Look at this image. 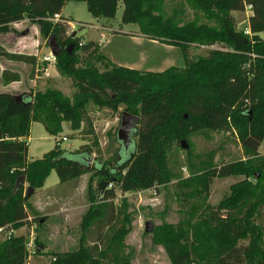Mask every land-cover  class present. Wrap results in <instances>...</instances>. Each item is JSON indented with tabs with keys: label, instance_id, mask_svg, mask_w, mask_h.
I'll use <instances>...</instances> for the list:
<instances>
[{
	"label": "trees",
	"instance_id": "16d2710c",
	"mask_svg": "<svg viewBox=\"0 0 264 264\" xmlns=\"http://www.w3.org/2000/svg\"><path fill=\"white\" fill-rule=\"evenodd\" d=\"M66 1L0 0V33L28 19L45 39L54 35L61 48L55 69L75 86L72 97L49 88L28 99L0 91V233L13 230L0 239V264H23L27 258L29 228L42 218L29 197L43 186L52 168L60 181L90 172V199L94 176L97 184L106 181L112 186L84 212L78 246L53 252L50 264H132L124 251L128 214L121 204H114V187L122 192L142 190L174 178L186 203L192 197L205 202L200 209L191 202L177 223L152 229L154 241L164 246L172 264H264V154L259 152L264 140V0H73L85 2L98 19H112L121 2L122 23L136 24L149 39L180 47L185 67L162 72L116 65L98 43L72 37L66 21H52ZM248 6L252 14L247 27L241 28L234 13L243 14ZM188 8L193 9L192 17ZM192 46L214 48L192 58ZM0 57L33 69L36 65L35 56L11 53L2 46ZM1 79L6 85L20 81V75L4 70ZM90 103L114 111L122 106L138 115L135 150L125 160L119 155L114 163L91 164L90 146L81 144L72 151L73 159L56 144L62 122L78 129ZM34 121L56 138L42 156L28 159L27 138ZM214 132L233 135L246 157L217 163V150L210 149L205 157L197 155L189 176L183 178L170 165L173 144L195 133L212 138ZM240 175L244 177L216 204L207 202L215 177ZM29 188L33 190L27 195ZM23 225L26 232L14 236ZM34 242V252L42 253L38 246L44 243L37 237Z\"/></svg>",
	"mask_w": 264,
	"mask_h": 264
},
{
	"label": "rangeland",
	"instance_id": "374dc122",
	"mask_svg": "<svg viewBox=\"0 0 264 264\" xmlns=\"http://www.w3.org/2000/svg\"><path fill=\"white\" fill-rule=\"evenodd\" d=\"M171 2L167 1V4H171ZM122 10L123 4L120 2L115 16L112 19H98L89 13L85 2L69 0L65 2L61 13L65 19H69L72 23V29L69 27L67 32L69 34L76 32V36L84 39V41L100 39L101 30L97 29L100 24L107 25L117 31L106 32L107 37L102 38V43L106 47L104 51L108 50V53L112 55V59L116 64L148 72H162L172 66L179 68L185 67L183 54L178 46L152 40L139 33V38L144 39V42L130 40L131 36L126 35L125 32L132 29H136V32H139L138 27L136 24H124L121 22ZM188 12L192 17L193 9L188 8ZM245 17V14H238L237 21L241 28H243L242 22ZM8 36L10 37L12 35ZM47 39L48 37L45 39L40 35L39 46H47ZM6 40L9 41V38H6ZM23 46L25 45L23 44ZM211 48H214V46H192L191 57L195 58V56L204 55ZM47 53H49V49L45 47L43 54ZM43 54H38V57L41 59ZM40 59L38 61V71L35 72L30 66L26 67V69L20 70L22 80L19 83L12 87H7L6 85H2L0 81V89H4L2 91H7V93L13 96L21 95L25 99L29 98V94L33 95L37 91H44L48 88L57 89L64 96L72 97L75 92V86L72 80L62 77L57 73L54 66L55 60L51 63H42ZM122 110V106H119L118 111H114L110 108H101L90 103L87 105L85 116L78 129H72L70 122L64 120L62 122V131L57 135V138L60 139V147L65 149L66 156L68 158H76V155L72 151L77 149L81 144H86L91 149V164L97 161H110V163H114L120 154V143L116 139V128L119 124V117ZM212 135V138H208L202 133H195L188 140L183 138L188 148H184L182 142L173 144L170 165L183 178L189 176V165L196 163L197 155L202 153L205 157L210 149L217 150L215 157L217 163L226 162L234 158L246 157L241 143L233 135L224 132H214ZM63 136L67 138L61 139ZM130 137V144L122 152L121 160L128 158L135 150L136 136L131 134ZM55 138L56 136L46 132L41 122L34 121L30 128L29 137L27 138L28 158L40 157L44 152L51 149L55 144ZM259 151L264 152V140L259 147ZM90 175V172H86L72 179L60 181L55 169L52 168L43 186L37 188L36 195L32 196L36 189L30 195V197L32 196L31 200H34L38 195V197L42 198V203L45 202L48 195L52 194L60 195L59 198L61 200L70 201L69 206L71 205V212L69 213L71 220L69 222L68 232L72 240L70 239L66 244L69 250L77 246L78 238L81 234L80 221L84 212L90 204H94L99 200L101 201L100 197L105 187L112 186V184L109 185L106 182V185L99 191L98 180L94 176L90 190L94 196L93 199H90L88 192V178ZM243 177L242 175L224 178L215 177L207 202L216 204L230 190L231 184ZM177 181L178 179L174 178L170 183L159 185L155 188L130 190L126 192H122L117 187H114V204H121L124 213L128 214L129 232L125 236L124 251L129 255L132 264H172L164 246L154 241L152 229L164 222L177 223L187 215V212L191 209V202L192 204L196 203L199 209L203 207L205 201L197 197L190 198L189 202L186 203L185 198L179 193ZM30 197L29 202L31 207L39 211L31 203ZM54 206L58 205L54 204ZM51 209L52 205L47 206L46 210ZM80 212L82 213L80 214ZM40 216L43 218V215ZM148 221L153 223L150 229L151 231L149 230L150 232L146 231V223ZM45 224L41 223L40 220L32 222L29 230L33 234V248L29 252L34 251L36 245L34 238L37 237L42 242L45 241L48 243L44 253L50 259L52 250H56L58 246L56 245L57 241L52 240L51 237V240L47 241L50 230ZM5 234L6 232L0 233V239Z\"/></svg>",
	"mask_w": 264,
	"mask_h": 264
},
{
	"label": "crops",
	"instance_id": "0c3cea01",
	"mask_svg": "<svg viewBox=\"0 0 264 264\" xmlns=\"http://www.w3.org/2000/svg\"><path fill=\"white\" fill-rule=\"evenodd\" d=\"M234 14L237 18L239 13H234ZM243 14L246 15V17L243 18V22H242L243 27H247L248 19H249V16L252 14V10L249 8H246L245 13H243ZM59 17H60L61 21H63V22L66 21L68 28L72 27L71 21H69V19H65L62 16L61 12L59 13ZM237 20H238V18H237ZM10 26L12 28V30L10 32L4 33V34L0 33V46H2L6 51L11 52V53L26 54V55L35 56L36 57V65L34 66V70H35V72L38 71V63H39L38 61L40 59L38 57V54H40V53L43 54L44 48L48 47V46H42V47L39 46L40 32H39L38 26L34 23H31L28 19H23L21 21L12 23ZM23 27H24V29H22ZM97 29L101 30L100 39L99 40L90 39V41H94V42L98 43L100 50L103 51L109 57L111 62L114 63V61L112 59V55L110 53H108V50L106 49L107 51H104V49L106 47L102 43V38L107 37L106 32H110V31L117 32V31L111 29V27H108L107 25H102V24H100L99 27H97ZM136 31H137L136 29H132L128 32H125V34L131 36L130 40H132V41L144 42V39L139 38L140 37L139 34H142V33L136 32ZM8 35H12V36L9 37ZM75 35H76V32H75ZM142 36L147 37L144 34H142ZM6 38H9V41H7ZM82 41H84V39H82ZM23 44L25 46H23ZM49 53H51L50 49H49ZM49 53L43 54V56L40 59V61L42 63H51L52 62V61H44L43 60V57L48 56ZM116 65H119V64H116ZM29 66L32 68V66L29 64H26L23 62L11 61V60H7L5 58L0 57V81H1V84L4 85L2 82V79H1V74L4 70H9V71L18 73L20 75L21 74L20 70L26 69V67H29ZM119 66H121V65H119ZM21 80H22V74L20 75V81ZM20 81H16V82L6 84V86L12 87L13 85L19 83ZM2 90H4V89H0L1 92L7 93V91H2ZM31 126H32V124H31ZM259 152L261 154H264V152H261V151H259ZM28 159H33V158H28ZM36 191H37V189L35 190V192L33 193L32 196L36 195ZM32 196L30 197L31 203L33 204L34 207H36L39 210L38 214L43 215V218L40 219V222L43 224L46 223L45 225L49 227L50 234H49V237L47 238L48 239L47 241H50L51 239L57 241L56 245L58 246V248L56 250H52V253L57 252V251L69 250V249H67L68 246H66V244L68 243V241L70 239L72 240V237L68 232L69 224H70L69 222L71 220L70 213H69V212H71L70 211L71 205L69 206L70 201H66L64 199L61 200L59 198L60 195L57 196V195L52 194V195H48L45 199V202L42 203L41 197H38V195H37V197L34 200L33 199L31 200ZM66 202L68 205L66 204ZM54 204H57L58 206H54ZM51 205H52V209L46 210L47 206H51ZM82 212H80V214ZM27 218L31 219L32 215L28 213ZM25 231H26V229H25ZM50 237H51V239H50ZM44 242L45 241H43V243ZM47 244H48L47 242L44 243V246L41 249L43 251L42 253H35L34 251L29 252V254H28L27 258L25 259V261L23 262V264H50L52 254H51L50 259H49L48 256L45 255L46 253H44L45 249L47 248ZM77 246H78V243H77ZM35 247H36V245H35ZM35 247H34V249H35Z\"/></svg>",
	"mask_w": 264,
	"mask_h": 264
},
{
	"label": "water",
	"instance_id": "95a60500",
	"mask_svg": "<svg viewBox=\"0 0 264 264\" xmlns=\"http://www.w3.org/2000/svg\"><path fill=\"white\" fill-rule=\"evenodd\" d=\"M71 36H75V32L71 33ZM46 45L50 49V52L53 57H56V55L60 52L61 48L58 45L56 38L54 35H50L47 39ZM138 115L131 113L127 110H122L119 117V124L116 128V139L120 143V157L124 150H126L130 144L131 141V134H134L136 131V125L138 123ZM182 146L184 148H188V146L185 144L184 139L181 140ZM90 160V159H89ZM24 179V176L22 177ZM106 185V181H100L98 183V189L99 191ZM29 192L27 195H30L33 188H29ZM153 223L148 221L146 223V228L149 231L152 227ZM26 227L23 225L16 229L14 231V236L18 237L24 234ZM43 246H38V249L41 250Z\"/></svg>",
	"mask_w": 264,
	"mask_h": 264
},
{
	"label": "built area",
	"instance_id": "2783aa9c",
	"mask_svg": "<svg viewBox=\"0 0 264 264\" xmlns=\"http://www.w3.org/2000/svg\"><path fill=\"white\" fill-rule=\"evenodd\" d=\"M247 8H249V9H251V6H248ZM52 21L53 22H57V21H60V17H59V15H57V14H55L54 16H53V18H52ZM246 33H249V30H247L246 29ZM43 60L44 61H54L55 60V57H53L52 56V54L51 53H49V55L48 56H44L43 57ZM67 137L66 136H63L61 139H66ZM56 144H60V139H56ZM109 185H111L110 183H109ZM2 229H3V227H0V232L2 231ZM13 230L10 228V229H8L7 231H6V234H9V233H11ZM30 238H29V241H27V243H26V246H27V248H28V250H30V249H32L33 248V241H32V231L30 230Z\"/></svg>",
	"mask_w": 264,
	"mask_h": 264
},
{
	"label": "flooded vegetation",
	"instance_id": "af4514ba",
	"mask_svg": "<svg viewBox=\"0 0 264 264\" xmlns=\"http://www.w3.org/2000/svg\"><path fill=\"white\" fill-rule=\"evenodd\" d=\"M119 153H120V151H119ZM120 155V154H119Z\"/></svg>",
	"mask_w": 264,
	"mask_h": 264
}]
</instances>
